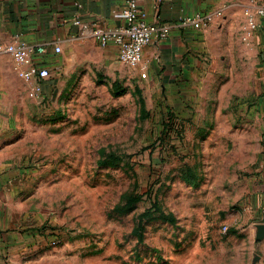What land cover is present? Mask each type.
Segmentation results:
<instances>
[{"label":"rangeland","instance_id":"1","mask_svg":"<svg viewBox=\"0 0 264 264\" xmlns=\"http://www.w3.org/2000/svg\"><path fill=\"white\" fill-rule=\"evenodd\" d=\"M82 47L55 53L44 79L5 83L17 233L0 264H264V126L235 109L210 124L187 88Z\"/></svg>","mask_w":264,"mask_h":264},{"label":"crops","instance_id":"2","mask_svg":"<svg viewBox=\"0 0 264 264\" xmlns=\"http://www.w3.org/2000/svg\"><path fill=\"white\" fill-rule=\"evenodd\" d=\"M123 6L124 0H0V124L6 111L5 83L16 80V70L25 68L5 50L7 45L23 43L34 49L46 48V52L36 53L32 61L48 69L55 45L93 47L99 61L115 66L118 64L116 47L98 45L74 21L97 22L104 28H115L124 23ZM261 7L264 0H175L159 4L141 0L148 22L170 26L165 39L144 48L145 78L151 84H170L175 94L187 88L196 114L204 113V119L210 124L216 125L222 120L223 113L231 117L235 109L241 121L264 126V13H257ZM196 13L212 15L206 28L196 29L185 23V19ZM249 20L254 28L249 26ZM230 72L235 73L233 81L222 85ZM224 91L229 98L226 101L221 100ZM229 104L235 106L230 111ZM215 131L221 133V128ZM263 174L264 160L257 172L262 184L253 188L256 201L261 202L264 200ZM9 183L10 175L0 161V258L9 251L11 239L17 233L11 227L8 209Z\"/></svg>","mask_w":264,"mask_h":264},{"label":"built area","instance_id":"3","mask_svg":"<svg viewBox=\"0 0 264 264\" xmlns=\"http://www.w3.org/2000/svg\"><path fill=\"white\" fill-rule=\"evenodd\" d=\"M156 4L162 2H173L175 0H153ZM258 14L264 13L261 7ZM124 23L115 28H104L97 22L80 23L75 20V24H80L83 32H87L90 37L100 46L114 45L117 50V61L139 70V76H147L146 67L142 62L144 48L150 43H155L165 39L169 33L167 23L148 22L145 13L141 8V0H124L121 9ZM212 15L209 13H196L192 17L185 19V23L191 24L196 29H204L211 22ZM249 26L254 28V23L249 20ZM60 46L55 45L54 53L60 51ZM5 50L10 53L13 59L25 68L18 71L19 76L26 80L44 79L49 76L48 67L41 63L32 61L36 53L46 52V48L27 46L23 43H13L7 45ZM264 155V144H263Z\"/></svg>","mask_w":264,"mask_h":264},{"label":"water","instance_id":"4","mask_svg":"<svg viewBox=\"0 0 264 264\" xmlns=\"http://www.w3.org/2000/svg\"><path fill=\"white\" fill-rule=\"evenodd\" d=\"M257 233L259 235H263L264 234V224L257 225Z\"/></svg>","mask_w":264,"mask_h":264}]
</instances>
